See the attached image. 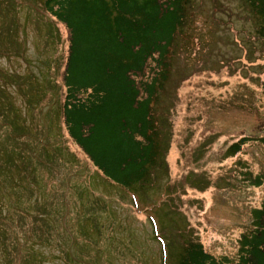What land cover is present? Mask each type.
Masks as SVG:
<instances>
[{
	"label": "rangeland",
	"instance_id": "obj_1",
	"mask_svg": "<svg viewBox=\"0 0 264 264\" xmlns=\"http://www.w3.org/2000/svg\"><path fill=\"white\" fill-rule=\"evenodd\" d=\"M256 26L246 0H191L154 105L163 164L134 193L101 177L61 124L60 100L52 97L67 54L63 25L42 0H0V70L19 79L0 77V114L11 109L12 133L27 131L7 140L0 124V171L14 179L10 202L68 221L69 239L51 221L45 231L64 238L73 262L173 264L186 240L234 260L251 209L264 197V186L242 179L246 170L264 175V45ZM244 136L257 140L231 155L228 147ZM34 145L41 156L60 157V173L51 182L43 170L41 191L30 192L19 183ZM40 244L37 250L54 256L47 264H64L54 241ZM0 264H8L1 252Z\"/></svg>",
	"mask_w": 264,
	"mask_h": 264
},
{
	"label": "trees",
	"instance_id": "obj_2",
	"mask_svg": "<svg viewBox=\"0 0 264 264\" xmlns=\"http://www.w3.org/2000/svg\"><path fill=\"white\" fill-rule=\"evenodd\" d=\"M246 1L257 20L256 34L264 45V0ZM190 3L191 0H42L44 12L62 24L67 35L60 84L54 80L52 91V99L60 100L61 124L95 171L129 192L145 185L153 170L163 164L154 105L170 77L172 48L186 25ZM0 77L12 84L19 80L2 70ZM5 113L0 114L1 127L9 130L5 138L27 136L24 129L12 133L13 122L7 120L11 109ZM254 140L257 139L241 137L228 151L237 154L244 144ZM33 148V159L23 164L22 182H18L19 187L30 192L41 191L38 181L43 170L51 182L60 173L56 166L60 157L52 160L41 156L38 145ZM59 149L64 150L61 146ZM242 179L252 187L264 186V175L260 173L246 170ZM13 182L12 177L0 171V252L4 260L11 264L15 249L19 252L16 264H47L54 256L35 246L54 241L61 252L59 259L72 264L64 238L55 236L51 240V234L45 231L51 221L56 235L65 236L70 232L68 221L54 217L46 209L36 211L28 203L10 202ZM6 197L9 203L4 211ZM65 237L69 239L70 235ZM176 257L173 264H264V197L259 207L251 209L249 228L238 240L234 260L215 257L197 240L183 241ZM77 262L85 264L78 257L73 263Z\"/></svg>",
	"mask_w": 264,
	"mask_h": 264
}]
</instances>
